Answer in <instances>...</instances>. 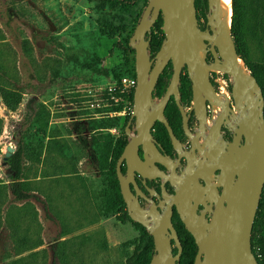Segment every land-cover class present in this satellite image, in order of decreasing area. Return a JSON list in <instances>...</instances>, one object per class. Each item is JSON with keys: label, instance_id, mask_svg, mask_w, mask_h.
Segmentation results:
<instances>
[{"label": "rangeland", "instance_id": "rangeland-1", "mask_svg": "<svg viewBox=\"0 0 264 264\" xmlns=\"http://www.w3.org/2000/svg\"><path fill=\"white\" fill-rule=\"evenodd\" d=\"M146 4L147 0H124L115 6L100 0H0V27L5 37L0 44V61L11 66V84L23 91L15 112L6 110L0 99V182H8L2 156L7 145L16 147L29 99L46 105L53 126L64 124L69 131L63 132L62 138L73 150L65 173L53 169V160L47 162L42 175V166L37 173L36 168L26 171L38 201L31 199L23 207L9 201L2 208L5 219L0 224V264L41 249L46 252V264H124L130 252L124 243L136 238L139 231L132 222L119 219L110 186L112 173L107 166L101 167L93 138L104 145L126 139L121 127L125 116L111 113L126 105L114 101L119 94L108 89L115 80L132 77V73L124 72L121 66L125 51L103 31L113 27L124 37ZM209 15L210 11L206 17L200 15V25ZM195 27L199 29L196 22ZM155 30L160 36L158 28ZM236 33L241 57L264 63V9L260 19L250 14L238 18ZM103 68L108 75L102 73ZM225 78L229 88L233 79ZM99 85L105 90L101 101L107 107L98 118L117 117L119 124L92 134L81 130L87 120L97 119L83 121L90 111L85 106L93 101L89 91L93 93ZM15 235L26 236L28 244L39 240L42 244L16 255Z\"/></svg>", "mask_w": 264, "mask_h": 264}, {"label": "water", "instance_id": "water-1", "mask_svg": "<svg viewBox=\"0 0 264 264\" xmlns=\"http://www.w3.org/2000/svg\"><path fill=\"white\" fill-rule=\"evenodd\" d=\"M207 1L210 11L207 26L211 31L195 27L194 0H148L129 40V46L135 50L137 83L133 92L132 116L135 117L136 134L130 136L125 144L116 162V174L130 218L146 227L153 237L155 254L149 264H179L182 246L171 221V207L161 217L155 205L146 211L137 198L140 191L133 193L130 182H133L134 172L145 179L156 177L152 176L151 169L138 154L139 147L144 157L156 152L151 141V127L156 120L164 122L174 140L172 129L164 118V109L171 95L177 94L183 67L190 75L197 112L200 110L199 100L203 97L208 103L221 108L216 124L223 121L233 123L232 141L216 166V169L222 170L217 182L221 191L215 188L209 191L205 187L201 192L192 190L191 195V189L186 188L183 198L180 193L173 197L172 204L197 245L193 264H258L252 251L251 231L264 187V96L257 80L248 71L245 60L238 54L231 35L233 0ZM159 15L165 41L152 65L153 60L147 52L148 40L144 37ZM208 44L213 57L211 63L207 61ZM168 63L172 66L170 82L157 108L149 111L155 83ZM206 71L222 72L232 77V104L221 101L212 88L205 86ZM176 102L179 104L178 100ZM201 104L204 106L203 102ZM179 108L183 112L181 105ZM184 125L186 127V120ZM126 133H129L128 125ZM14 150L11 145L5 147L3 166ZM122 162L126 165L125 174L121 172ZM205 181L208 184V180ZM193 199L202 206L210 203L207 208L209 220L202 215L200 221H196L197 205H191ZM183 201L187 203V208L183 207ZM212 204H215L214 208ZM159 207L163 204L159 203ZM172 239L177 247L176 254L172 253Z\"/></svg>", "mask_w": 264, "mask_h": 264}, {"label": "trees", "instance_id": "trees-1", "mask_svg": "<svg viewBox=\"0 0 264 264\" xmlns=\"http://www.w3.org/2000/svg\"><path fill=\"white\" fill-rule=\"evenodd\" d=\"M108 1L117 5L123 3L124 0H100L101 3ZM234 15L231 27V35L233 37L238 54L241 56L240 44L238 43L236 33V24L238 18L245 17L250 14L252 17L260 19L262 11L264 9V0H233ZM195 17L197 20V26L199 29L205 26L206 21L201 25L200 15L206 17L209 12L207 0H194ZM144 10V9H143ZM142 10V13H143ZM141 18V17H140ZM140 18L133 24L124 37L121 36V32L113 27L103 31V35L108 36L109 39H116L115 45L119 50H124L126 56L122 61V69L124 72H131L132 77H136L135 72V55L134 49L129 46V40L133 31L139 22ZM160 23V25H159ZM151 30L152 38L150 39L147 52L150 56H154L162 45L164 39V33L162 30V18L158 17L153 23ZM160 26V27H159ZM158 28V32L155 30ZM5 37L2 28L0 27V44L4 43ZM246 67L250 74L255 77L260 85L264 96V63L250 62L245 60ZM11 66L3 65L0 61V99L6 110L9 112H15L19 108L23 91L11 84L12 80L9 77L8 71ZM102 73L108 75L109 71L106 69L101 70ZM172 69L171 64L166 66L158 77L157 84L154 90V96L161 98L165 92V87L168 84ZM122 75V73H118ZM189 82V76L186 72L181 73L177 86L179 87V93L182 98H186V87ZM131 103L133 101V94L129 97ZM119 108V107H118ZM120 109V108H119ZM25 112L23 121L20 122V127L16 136V147L13 153L7 158L6 169L8 172V182H0V224L5 219L3 217L2 208L10 202L20 204V207L31 203V199L39 200V198L33 193L34 187L30 183V178L26 174L27 170L33 171L36 168V173L39 167L42 166V175L45 173L47 162L53 160V169L59 170L65 173L69 158L72 157V147L62 138L63 132L69 131L61 124L59 127L53 126L49 120L50 111L45 104L39 101L29 99L25 104ZM178 108L176 104L171 101L168 103L165 110V118L169 122L170 126L174 127L177 122ZM83 121H86L84 119ZM85 122L87 126L83 127L84 130L90 131L92 134L96 130L103 128L113 127L119 124L117 117L114 118H97L87 120ZM3 119L0 117V131L2 127ZM76 122V121H74ZM80 124V123H75ZM83 124V123H81ZM126 121L121 125L124 131L126 127ZM161 128L165 129L163 124L157 122L154 126L156 134L160 133ZM75 129V128H74ZM75 133L77 130H74ZM125 137V136H124ZM93 144L97 148L98 158L101 167H106L112 173L110 180V186L114 193L115 201L118 203V210L120 213L119 219L122 221L128 220L138 229L139 234L136 238H133L124 243V246L130 247V252L127 254L124 264H149L152 256L155 254L154 242L152 235L149 233L146 227L142 224L133 221L125 207L120 187L118 184L117 174L115 166L118 157L123 151L126 144V139L115 140L112 145L108 143L104 145L98 138H93ZM4 154L2 156V159ZM26 163L29 166L26 167ZM29 171V172H30ZM37 177V176H36ZM9 209H7L8 211ZM175 227L178 231L180 243L182 246V252L180 255L179 264H193L197 246L193 240L192 235L183 227V225L177 220ZM29 239L25 236L19 238L16 235L13 237V245L15 246L16 255L23 254L26 251H31L41 246V241H36L33 244H28ZM251 246L252 251L258 261V264H264V187L260 197L259 205L256 211L255 219L251 231ZM176 251V250H175ZM47 255L44 249L34 250L29 252L26 256H20L19 258H13L7 264H46ZM5 260V258H3ZM2 261V260H0Z\"/></svg>", "mask_w": 264, "mask_h": 264}, {"label": "flooded vegetation", "instance_id": "flooded-vegetation-1", "mask_svg": "<svg viewBox=\"0 0 264 264\" xmlns=\"http://www.w3.org/2000/svg\"><path fill=\"white\" fill-rule=\"evenodd\" d=\"M159 17H161V15H159ZM152 28L153 25L151 27V30ZM151 30L144 37L145 40H148L147 47L149 46L150 39L152 38ZM200 30L211 31L210 27L207 26V20L205 26ZM164 41L165 35L162 44ZM209 48L210 45L208 44L207 61L211 63L213 62V57ZM155 55L153 57L149 55L150 59L153 60L152 65H154L156 62ZM169 64L170 63H168L166 66H168ZM184 72H186L189 76V82L187 83L186 87V98H182L179 93V87L177 86L176 96L171 95L168 101V103L173 101L178 108L177 122L174 127L170 126L169 122L165 118V110L168 103L164 109V118L172 129L174 140L172 139L164 122L156 120L151 127V141L156 147V152H151L146 157H144V153L141 148L139 147L138 149V154L142 162L145 163V165L149 169H151L152 176L156 177L153 179H145L139 173L134 172L133 182H130V189L133 193H136V190L140 191L137 195V198L141 207L146 211L150 210L152 205H155V207L159 210V217L165 214V211L168 207H171V221L173 223V226L175 227V222H177L178 220L185 228L174 204H172L173 197L176 193H180V196L183 198L184 189L186 188L191 189V195L193 194L192 190L197 189L198 192H201V189L205 187H207L209 191L212 190V188H215L219 192L221 191V188L217 185V182L218 176L222 174V170L216 169V166L219 164L220 159L224 157L225 152L228 150L229 143L232 141L233 123L231 124L230 122L223 121L222 124H216V119L220 115L221 108L214 103H208L204 100L203 97L199 100L198 106L200 110L197 112L193 102V85L186 67H183L181 73ZM227 75L228 74L222 72L215 73L212 71H206L205 86L208 88H212L214 90L215 96L221 101H227L232 104L233 100L230 96L232 86H230L229 88L227 86L225 92L223 93L217 90L214 82V79L216 77L220 76L225 78ZM171 76L172 72L168 84L170 82ZM156 84L157 81L155 83V86ZM168 84L165 87V91ZM155 86L152 91V99L149 105V111L155 110L157 108L158 103L162 100L165 94L164 92L161 98H156L154 96ZM176 100L179 101V104H177ZM201 102L204 103V106H202ZM132 104L133 101L131 103V109L128 110L127 115H125L126 111L120 112L118 114L120 116L123 115V117L125 116L124 121H126L127 123L126 126H129V133H126V129L124 131L126 143L130 140V136H134L136 134L135 117L132 116ZM179 105L182 106L183 112H181ZM204 107L205 110H202ZM211 111H214L215 118L214 120L209 122ZM184 120H186V127L184 125ZM157 122L163 124L165 128L164 130L163 128H161L159 134H156L154 130V126ZM242 143L243 139L241 138L240 144ZM121 172L123 174L126 173V165L124 162H122L121 164ZM205 179L208 180V184H206ZM187 181L190 182L189 185H187ZM198 196L199 194L196 197ZM159 203H162L163 207H159ZM183 203V207L187 208V203H185L184 201ZM191 205H197L196 221H200L199 217H201L202 215L204 216L205 220L210 219L209 211L207 209L210 206L209 202L206 206H202L201 203L197 204L195 202V199H193ZM214 206L215 204H212V208H214ZM125 207L127 209L126 204ZM149 218H151V216ZM150 224H153V222H151ZM176 232L178 235L177 229ZM171 244L172 253L176 254L177 247L173 239L171 240Z\"/></svg>", "mask_w": 264, "mask_h": 264}, {"label": "built area", "instance_id": "built-area-1", "mask_svg": "<svg viewBox=\"0 0 264 264\" xmlns=\"http://www.w3.org/2000/svg\"><path fill=\"white\" fill-rule=\"evenodd\" d=\"M228 79L230 81H232L231 76L227 75ZM215 85L217 87V90L220 92H225L226 87L228 85L227 80L223 77H216L214 79ZM115 85L111 88L108 89V91H113V93H117L119 94V97H117V99H114V101H122L125 103L126 107H124L123 110H120L119 112H117L116 110L112 109L111 113H116L119 114L120 112H127L128 110L131 109V101L129 99L130 94H133L134 89L136 87V77H121L120 79L115 80ZM91 94V97L93 99V101H90L88 105L85 106L86 110H90L89 112L85 113V118L87 119L88 117H99L101 113H103L104 108H106L107 106L104 105L102 103V96L103 93L105 92L104 88H102V86H98L97 88L94 89V92L92 93L91 91H89ZM94 97V98H93ZM74 118V117H72ZM215 118V113L214 111L210 113L209 116V122H211L212 120H214Z\"/></svg>", "mask_w": 264, "mask_h": 264}, {"label": "bare ground", "instance_id": "bare-ground-1", "mask_svg": "<svg viewBox=\"0 0 264 264\" xmlns=\"http://www.w3.org/2000/svg\"><path fill=\"white\" fill-rule=\"evenodd\" d=\"M221 17L223 16L222 13H220Z\"/></svg>", "mask_w": 264, "mask_h": 264}]
</instances>
